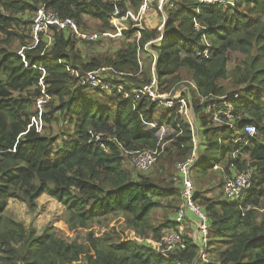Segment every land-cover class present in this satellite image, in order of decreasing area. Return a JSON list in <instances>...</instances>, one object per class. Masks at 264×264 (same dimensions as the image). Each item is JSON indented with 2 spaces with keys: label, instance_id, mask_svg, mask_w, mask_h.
<instances>
[{
  "label": "trees",
  "instance_id": "1",
  "mask_svg": "<svg viewBox=\"0 0 264 264\" xmlns=\"http://www.w3.org/2000/svg\"><path fill=\"white\" fill-rule=\"evenodd\" d=\"M139 1L131 0L135 7ZM114 4L112 0H0V32L22 39L24 35L11 27L28 25L41 7L60 21L73 20L81 32L85 17L99 21L106 32L114 30L109 22ZM117 4L122 12L126 10L125 0ZM164 12L161 27H144L137 40L103 58L84 59L75 46L86 39L56 25L49 26L50 45L41 33L35 40L32 30L35 43L24 47L23 54L0 47V264H194L198 246L188 236H183L184 248L160 251L162 231L178 230L175 220L153 227L147 223L159 204L157 196L178 192L163 191L148 176L133 180L123 165L125 154L155 149L162 153L160 126L173 131L172 144L182 160L195 158L190 168L200 175L224 161L226 169L235 167L222 188L234 174L251 172L241 200L226 195L200 199L196 188L193 200L208 217L210 264H264V219L259 220L257 213L264 204V0H168ZM139 48L152 59L153 71L139 69ZM233 51L245 58L229 72ZM100 67L126 79L111 76L102 91L80 80ZM180 70H186L198 95L188 97L199 115L197 142L194 127L180 118L177 100L157 121V102L146 96L136 99L132 92L154 75L158 91L165 93L179 81ZM223 79L236 87L230 95L223 93ZM28 88L32 92L23 94ZM42 89L49 97L46 105H55L51 112L70 117L72 127L64 136L39 131L31 123L33 103ZM84 89L103 93L109 97L107 104L81 96ZM215 94L223 97L214 105L211 100L201 102L199 95ZM226 105L231 119L226 117ZM51 114L43 117L51 122L55 120ZM215 119L223 123L206 128ZM245 123L253 124V135L243 130ZM89 131L104 134L101 142L106 150ZM238 138L243 141L234 142ZM43 193L64 207L61 229L46 226L37 234L32 226L26 228L4 216L8 199L25 203L33 212ZM116 214L125 216L138 234H144V227L149 229L154 240H136L132 231L129 236L112 230L114 240L94 235L90 226L95 220Z\"/></svg>",
  "mask_w": 264,
  "mask_h": 264
},
{
  "label": "rangeland",
  "instance_id": "2",
  "mask_svg": "<svg viewBox=\"0 0 264 264\" xmlns=\"http://www.w3.org/2000/svg\"><path fill=\"white\" fill-rule=\"evenodd\" d=\"M120 1V0H119ZM159 0H146L147 3V11L144 13V16L141 20V25H136L137 22L133 21L129 17L126 20H123L121 25L122 29L120 34L116 35L117 31L114 26V30H108L106 33L111 34V36H103L96 41L86 40L82 42H77L76 44V51L78 54L82 55L84 59L94 56V57H106L111 56L113 53L125 46L128 42H133L137 40L139 33L143 30L144 27H150L152 29H157L161 27L164 23L163 17L165 16L164 8L160 12L157 8ZM201 1V0H200ZM221 1V0H220ZM126 2V10L130 11L134 15L140 9V6L145 2V0H140L138 7H135L131 0H125ZM32 19L30 18L31 22L28 25H20L19 27L12 26L14 31L17 33L23 34V38L19 39V37L14 35H6L0 32V47H8L11 51H16L18 54H23L24 47H32L35 41L32 38ZM166 19V18H165ZM82 27V33H103V28L99 21L92 19V18H84ZM132 32L133 34L129 37L126 33ZM105 32V31H104ZM10 36H14L15 38L12 40H8L7 38H11ZM137 37V38H136ZM162 36L158 37V39L154 40L157 41ZM84 40V39H83ZM148 48V47H147ZM151 49V48H150ZM152 50V49H151ZM140 53V68L148 70L154 65L151 58L147 57V53L143 52L142 49H137ZM153 51V50H152ZM245 56L240 52H230L229 54V62L227 63V69L231 72L235 65L242 62ZM150 71V72H151ZM99 77L101 79H109L111 80V76L117 77V79L125 80L126 77L124 74L113 73L111 70H103L98 72ZM113 74V75H111ZM137 80L141 79L139 74L133 75ZM151 76V73H150ZM119 77V78H118ZM179 81L172 84L168 91L166 90L164 96L157 100V107L154 111V119L159 121L162 116H164L173 105L168 106L165 100H172L176 101L177 99L182 98L184 95V102L187 107V116L181 113V119L184 121L190 122L191 128L194 127L193 131L195 133V141L197 142L199 137H197L200 132L198 131V127L196 126L199 120V115H195L193 111L192 99L198 97L193 90V84L190 81V77L186 70H180L178 72ZM129 82L133 84L141 83L140 81H132L128 79ZM228 79H223L221 84L224 86V94L230 95L235 86H233ZM217 82V81H216ZM139 85V84H138ZM104 90V89H99ZM43 94V89L41 90ZM158 91V87H157ZM32 90L30 88L23 91V94H30ZM159 93V91H158ZM184 93V94H182ZM81 96H84L88 100H96L100 103L107 104L109 97L105 96L103 93L98 94L91 89H84L79 92ZM46 96V95H45ZM192 97V99L188 102V97ZM202 100L212 101L214 105L216 100L221 99L223 96L221 95H209V96H202L199 95ZM48 97V96H46ZM38 99V98H37ZM49 100V97H48ZM162 101V102H160ZM48 102V101H47ZM46 102V103H47ZM44 103L42 108H37V100L33 103V110L34 114L31 116V123L39 130L45 133H50L51 135L56 136H64L67 133V130H70L72 124L68 122L69 115L59 114V112H51L55 105H49ZM190 103V104H189ZM230 107L229 105H227ZM179 108V104L177 105V109ZM227 109V107H226ZM52 113V114H51ZM51 114L52 117H55V120L52 119L51 122L47 121L44 116H49ZM228 118V117H227ZM229 119V118H228ZM223 123V121H218L215 119L213 123H210L206 126V128H214L219 126V124ZM158 127V126H157ZM201 130V129H200ZM244 130V127H243ZM198 131V132H197ZM173 131L169 128H165L164 133L160 137V147L163 151L158 156L155 157L154 161L150 164L149 167L143 169L138 167L135 164V157L137 154H125L123 165L127 169L128 173L130 174L131 179L135 180L140 176H148L154 185L162 189L163 191H168L173 189V191H177L178 193L174 195H170L168 197H161L157 196L156 201L159 203L157 208L153 209L148 217V225L151 227L160 225L168 220H174L175 213L178 209L182 206L181 200V192H182V183H181V176L178 171V163L183 159L184 156L179 154L177 148L172 144L173 140L171 138ZM234 142H241V139ZM194 156V154H193ZM195 159V158H194ZM193 159V161H194ZM237 170L233 166H229L226 169V162L220 163L217 166H214L212 169L208 170L205 175H200L196 168H190V177L195 185L196 193L199 195L200 199H221L223 196V188L222 184L224 183L225 179L232 175L233 172ZM161 190V191H162ZM197 203H199L197 201ZM200 205V204H199ZM63 211L64 207L57 202L50 198L47 194L43 193L37 198V208L30 212L25 203L20 202L16 199H8L7 205L5 207L4 216L8 218H12L16 221H20L24 224L26 228L33 227L36 229L35 231L37 234H40L46 226H51L53 228L61 229L63 226ZM258 219H264V204L257 208ZM190 222V223H189ZM191 224V226H190ZM196 222L185 219V228L183 236L189 234L191 239L196 244L194 237H196ZM94 235L98 237H111L112 240L117 239L112 234V230L119 231V232H126L127 235L131 236V231L136 240H148L153 241L152 235L149 229L143 228L144 234H138L133 231L132 227L128 223L127 219L123 215H114L112 217L106 219H97L94 223L90 226ZM165 229L162 231V239L164 235ZM198 243H200V239H198ZM197 245V244H196ZM208 258V257H207ZM211 261L210 259H208ZM199 264V263H197Z\"/></svg>",
  "mask_w": 264,
  "mask_h": 264
},
{
  "label": "built area",
  "instance_id": "3",
  "mask_svg": "<svg viewBox=\"0 0 264 264\" xmlns=\"http://www.w3.org/2000/svg\"><path fill=\"white\" fill-rule=\"evenodd\" d=\"M115 2L113 6V10L111 11L109 22L111 26H114L116 28V35L120 34L121 31V23L123 20H126L128 17L132 19L133 21L137 22L136 25H141V20L144 16V13L147 11V3L145 2L140 6L139 11L136 15L131 13L128 10H125L124 12L121 11V8L118 6L117 2L119 0H112ZM208 2H216L220 0H205ZM222 1V0H221ZM168 0H159L157 8L161 12L162 9L167 4ZM166 18L165 16L163 17ZM50 25H56L60 29L68 28L70 29L73 34L76 35V37L84 38L86 40L96 41L100 39L103 36H111V34L103 32V33H82L77 29L76 24L71 19H66L64 21L58 20L55 15L50 12L46 11L43 7L37 9L33 16V38L37 40L38 34L41 33V35H44L47 37V44L50 45ZM139 34V31H138ZM46 44V45H47ZM47 45V46H48ZM147 45H144V50L147 52H150L147 48ZM138 58H140V54L137 53ZM108 70L110 71L108 67H100L95 70L87 71L82 77H80V80L85 82L87 85L94 87V88H101L104 89L107 86V83L104 79H101L99 77L98 72ZM71 74L78 76L77 72L74 70H71ZM121 87V86H119ZM132 92L134 93V97L137 99L140 96H146L149 97L152 101L157 102L158 99L162 98L164 94H160L157 91V80L154 75H152L151 80L147 84L141 85L137 89H133ZM47 101V97L45 94H41L37 99V108H42V105ZM162 102V101H160ZM165 102L168 106L173 105L172 100H165ZM177 102H179V108L178 113L185 114L187 116V107L185 105L184 99L180 98L177 99ZM227 109L225 110L226 117L231 119V110L230 107L227 105L225 106ZM150 127H157L155 123H148ZM244 131L248 135H253L255 133V127L251 123H245L244 124ZM165 128L160 126L158 131V138L162 136L164 133ZM91 136L93 137V140L98 143V145L106 150V147L104 143L101 142V138L104 136L103 133L89 131ZM108 139H112L109 138ZM243 141L242 138H238V140ZM237 141V139L235 140ZM160 150H144L140 152H132L130 154H137L135 157V164L140 168H147L150 166V164L154 161L155 157L159 154ZM193 164V157H188L182 161H180L177 165L178 171L181 176V183H182V192H181V200H182V206L180 209H178L175 213L174 220L178 224V230L173 229H166L164 231L162 243L163 247L161 248V253L166 254L170 251H174L177 248H184L185 243L183 240V231L185 228V219L190 220V215L194 216L193 221L196 222V237H194L195 242L198 246V258L194 264H210V261L208 260L206 256V249L209 247V224H208V217L204 210L197 205L193 200L194 195V184L190 177V167ZM251 183V172L245 171L236 173L233 175L232 178H229L226 183L223 185V195H226L230 199L237 200L242 199V196L250 186ZM198 239H200V243H198Z\"/></svg>",
  "mask_w": 264,
  "mask_h": 264
},
{
  "label": "crops",
  "instance_id": "4",
  "mask_svg": "<svg viewBox=\"0 0 264 264\" xmlns=\"http://www.w3.org/2000/svg\"><path fill=\"white\" fill-rule=\"evenodd\" d=\"M139 62H140V60H139ZM53 200H54V199H53ZM193 217H194V216L190 215V220L193 221ZM189 223H190V222H189ZM190 226H191V224H190ZM186 236H188L189 238H191V236H190L189 234H186Z\"/></svg>",
  "mask_w": 264,
  "mask_h": 264
}]
</instances>
